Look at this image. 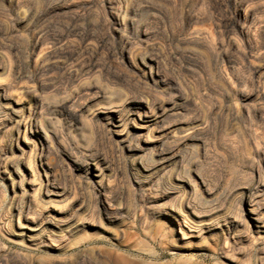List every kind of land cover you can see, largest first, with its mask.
I'll use <instances>...</instances> for the list:
<instances>
[{"label":"rangeland","instance_id":"obj_1","mask_svg":"<svg viewBox=\"0 0 264 264\" xmlns=\"http://www.w3.org/2000/svg\"><path fill=\"white\" fill-rule=\"evenodd\" d=\"M0 264H264V0H0Z\"/></svg>","mask_w":264,"mask_h":264},{"label":"bare ground","instance_id":"obj_2","mask_svg":"<svg viewBox=\"0 0 264 264\" xmlns=\"http://www.w3.org/2000/svg\"><path fill=\"white\" fill-rule=\"evenodd\" d=\"M143 128V127H142ZM189 235V234H188Z\"/></svg>","mask_w":264,"mask_h":264}]
</instances>
